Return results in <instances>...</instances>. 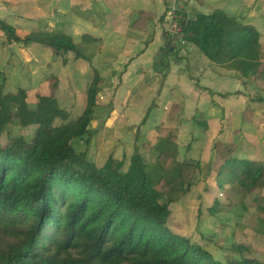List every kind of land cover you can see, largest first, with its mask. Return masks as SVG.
<instances>
[{
    "label": "trees",
    "instance_id": "16d2710c",
    "mask_svg": "<svg viewBox=\"0 0 264 264\" xmlns=\"http://www.w3.org/2000/svg\"><path fill=\"white\" fill-rule=\"evenodd\" d=\"M176 20L185 43L234 72L244 85L260 72V32L253 24L222 8L193 14L180 8ZM0 29L10 44L49 48L64 65L69 53L75 60L91 62L60 30L21 35L4 19ZM163 34L168 43L164 53H174L178 37L168 31ZM81 38L86 43L97 41L90 34ZM3 74L0 136L8 125L34 129L29 139L9 131L6 142H0V264H224L168 226L170 205L191 189L200 166L195 159H177L173 133L159 137L154 145L161 169L157 185L137 144L125 169L124 159L112 155L98 165L87 158L90 122L102 83L96 68L92 67L81 114L65 125L57 124L69 112L60 106L56 89L38 95L31 106L25 88L4 91ZM76 142L86 147L77 149ZM215 149L221 160L219 186L228 185L241 195L264 188V160L237 158L233 146L216 143ZM217 204L215 200L210 214L216 213ZM232 249L241 255L237 264H264L245 255L243 245Z\"/></svg>",
    "mask_w": 264,
    "mask_h": 264
},
{
    "label": "crops",
    "instance_id": "0c3cea01",
    "mask_svg": "<svg viewBox=\"0 0 264 264\" xmlns=\"http://www.w3.org/2000/svg\"><path fill=\"white\" fill-rule=\"evenodd\" d=\"M174 1L188 13L211 12L212 4L218 3L188 0L187 8L186 0H81V10L68 11V26L72 23L73 28L83 29L82 35H92L100 45L90 63L78 59L88 62L89 70L96 68L102 77L98 96L103 101H98L90 122L91 137L113 133L109 155L124 159L125 165L136 144L144 157L151 152L157 159L154 145L170 132L175 135L179 161L198 158L214 143L233 146L234 153L242 150L251 156L245 147L254 144L255 135L264 129V102L257 100L250 86L255 79L244 85L234 72L218 70L190 43L179 42L174 53L165 54L164 16ZM18 4V0H0V19L6 20L5 15L12 14V7ZM69 5L74 7V0H69ZM76 32H71L73 40ZM5 44L7 40L0 44V54H4ZM14 48L7 46L9 56L16 53ZM57 59L62 63L61 57ZM93 122L96 129L91 127ZM195 126L201 130L197 132ZM262 160L264 145L255 161Z\"/></svg>",
    "mask_w": 264,
    "mask_h": 264
},
{
    "label": "rangeland",
    "instance_id": "374dc122",
    "mask_svg": "<svg viewBox=\"0 0 264 264\" xmlns=\"http://www.w3.org/2000/svg\"><path fill=\"white\" fill-rule=\"evenodd\" d=\"M18 1L21 5L12 7L13 13L5 15V19L16 27L19 34L23 35L30 31L60 30L72 36L71 32L75 30L77 36L74 37V41L78 49L90 58L98 53L100 45L96 42V44L90 45L80 37L83 29L73 28L72 23L70 26L67 24L68 11H76L77 13L78 7L82 4L81 0H74V7L69 5V0ZM208 1H218L217 4L215 2L212 4V9L217 8V6L224 8L227 6L228 9L225 10L230 14L237 16L243 22L253 24L258 29L264 61V0ZM36 4L39 7H35ZM189 5L188 0H186V7L189 8ZM38 8L39 11L35 12ZM164 23L167 31L170 26L166 21ZM0 33L1 44L7 39L1 30ZM8 45L14 46L16 53H11L9 56ZM0 46L2 49V45ZM43 48L39 45L25 47L18 43L10 44L8 41L7 44L3 45L4 54H0V72L2 71L5 76L4 91L14 92L18 87L25 88L27 101L29 105L33 106L38 95L47 94L52 89H56L60 106L69 112L68 118L64 121L57 120V124H71L81 114L85 105V90L92 77V71L89 70L88 66L90 62L74 60L73 54L69 53L67 55L69 63L63 65L57 57L53 56L49 48H44L46 50ZM204 59L207 58L204 57ZM84 62L85 64H82ZM214 65L218 70H226L221 66ZM68 70L73 72H69L68 75ZM1 78L2 75H0V81ZM254 79V83L250 85L252 93L257 97V100L261 99V102H264V62L260 73ZM102 99L98 96L100 103H102ZM106 107H103L102 111ZM91 125L93 129L98 127L94 122ZM33 129L34 127L8 125L0 136V142H6L5 132L9 131L14 135L20 134L29 139ZM195 130L198 132L201 127L195 126ZM255 137L256 142L254 144L248 143L249 146L245 147L251 152V156L242 150H237L234 156L240 159L258 160L261 146L264 145V129ZM114 138L113 133L104 137L94 133L90 138L89 147L87 146L89 153L87 158L89 157V160L101 165L110 154V146ZM215 144L212 145L210 151L204 149V153L195 159L200 162V166L199 171L194 176V186L180 200L170 205L171 215L167 222L168 226L172 231L188 236L192 241L202 245L211 252L216 260L224 264H237L235 261L241 259L240 252L232 249L233 245L236 244L246 247L245 255L264 260V188L255 189L248 195H241L237 189L230 188L228 185L219 186L217 170L221 160L215 149ZM75 147L84 149L86 146L83 142H76ZM155 150L154 153H156ZM180 151L184 152V148L182 147ZM150 153H146L147 156L145 155L144 158L147 163V171L157 185L161 169L157 159L153 155L150 156ZM126 167L127 165L124 169ZM215 200L218 202L216 213L210 214L209 208Z\"/></svg>",
    "mask_w": 264,
    "mask_h": 264
},
{
    "label": "built area",
    "instance_id": "2783aa9c",
    "mask_svg": "<svg viewBox=\"0 0 264 264\" xmlns=\"http://www.w3.org/2000/svg\"><path fill=\"white\" fill-rule=\"evenodd\" d=\"M182 8L181 4L177 1H174V3L169 7L168 11L166 12L164 16V21L167 22L169 29H167L168 32L178 37L180 44H184L185 41L180 36V28L177 23V11Z\"/></svg>",
    "mask_w": 264,
    "mask_h": 264
},
{
    "label": "water",
    "instance_id": "95a60500",
    "mask_svg": "<svg viewBox=\"0 0 264 264\" xmlns=\"http://www.w3.org/2000/svg\"><path fill=\"white\" fill-rule=\"evenodd\" d=\"M240 89H243V85L240 86Z\"/></svg>",
    "mask_w": 264,
    "mask_h": 264
}]
</instances>
